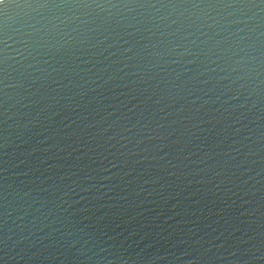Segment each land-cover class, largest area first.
<instances>
[{"label":"water","instance_id":"1","mask_svg":"<svg viewBox=\"0 0 264 264\" xmlns=\"http://www.w3.org/2000/svg\"><path fill=\"white\" fill-rule=\"evenodd\" d=\"M0 264H264V0H3Z\"/></svg>","mask_w":264,"mask_h":264},{"label":"snow or ice","instance_id":"2","mask_svg":"<svg viewBox=\"0 0 264 264\" xmlns=\"http://www.w3.org/2000/svg\"><path fill=\"white\" fill-rule=\"evenodd\" d=\"M0 3H3V0H0Z\"/></svg>","mask_w":264,"mask_h":264}]
</instances>
